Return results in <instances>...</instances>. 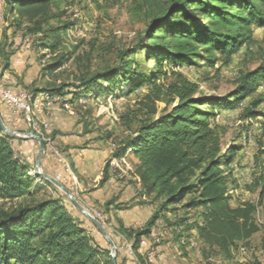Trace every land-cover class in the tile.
<instances>
[{
	"label": "trees",
	"instance_id": "obj_1",
	"mask_svg": "<svg viewBox=\"0 0 264 264\" xmlns=\"http://www.w3.org/2000/svg\"><path fill=\"white\" fill-rule=\"evenodd\" d=\"M150 1L135 0L137 10L150 6ZM4 4L2 70L10 68L18 33L21 42L33 38L41 42L42 50L54 55L41 69L42 77L55 76L69 62L78 65L75 50L58 52L60 36L73 24L66 21V11L58 8L57 0H4ZM145 22L135 41L117 51L112 65L92 70L87 56V64L79 68L73 83L50 82L45 88L30 86L27 90L33 99L41 94L68 96L70 105L89 96L136 95L141 110L149 114L159 110L156 118L140 124L116 146L98 183L102 187L113 179L111 162H120L130 152L137 161L134 176L139 184L134 205L157 206L142 227L126 228L116 219L112 233L131 243V255L138 264H150L141 254V242L150 239L158 222L173 225L178 232L180 222L171 225L166 215L175 218L178 212L201 210L199 222H193L189 230L195 231L206 249L230 259L234 248L247 245L259 232L254 215L258 209L264 215V167L252 185L256 202L232 208V193L239 189L232 163L241 148L223 146L211 120L216 116L214 109H233L247 99L242 120L262 115L257 108L264 103V95L255 93L264 80V48L261 65L241 72L233 90L224 96L200 92L198 84L180 69L200 63L206 68L219 62L228 66L241 48L254 44L253 30L264 28V0H165L162 8L150 7ZM137 55L142 63L134 60ZM159 104L163 106L157 109ZM54 134L45 136L53 139ZM13 142L0 129V202L4 204L0 209V264H112L109 248L95 239L100 234L73 205L64 196L49 194L48 186L57 191L49 182L35 185L32 165L18 155ZM43 144L47 149L48 143L43 140ZM131 205L112 199L104 205L105 214L111 207L122 211ZM117 258L118 252L114 264H119Z\"/></svg>",
	"mask_w": 264,
	"mask_h": 264
},
{
	"label": "rangeland",
	"instance_id": "obj_2",
	"mask_svg": "<svg viewBox=\"0 0 264 264\" xmlns=\"http://www.w3.org/2000/svg\"><path fill=\"white\" fill-rule=\"evenodd\" d=\"M0 1L1 7L5 8L4 0ZM57 1L58 8L66 11V21L73 24L67 32L60 36L61 41L58 52L65 53L75 50L74 57L80 58V60L78 65L69 62L53 77L49 75L42 77L41 69L54 58V55L48 50H42L39 47L41 42L33 38H28L25 43L22 42L24 45L29 46L27 49L29 53H32V51L34 53L31 56L37 65V69H35L36 80L33 84L40 89L45 88L50 82H56L57 84L60 82L73 83L74 77L80 73L79 68L81 69L87 64V56L90 57L92 70L112 65L117 51L131 45L144 30L146 26L145 14L149 12L150 7L162 8L165 3V0H151L149 2L150 6L145 5L142 11H138L135 0H99L97 4L93 3V0ZM0 12L2 16L0 20L5 25L3 20L4 9ZM253 37L254 44L248 49L241 48L232 57V61L228 66H222L219 62L214 68H206L203 63H200L199 67L181 68L180 71L186 75L188 80L198 84L200 92L206 95L224 96L233 90L241 72L252 71L262 63L260 53L264 48V28L254 29ZM134 58L135 61L142 63L141 56L137 55ZM26 91L27 93L30 92L27 89L20 92ZM259 94L264 95V80L259 82L255 93V95ZM61 98L64 101L57 103V108L66 120L64 125L65 134L67 136L78 134L79 137L77 136L76 140H81L79 147L84 149L90 146L93 139H98L103 140L104 143L106 142L112 153L116 146L129 134L134 133L140 124L156 118L159 114V110L155 114H149L146 110H141L138 106L140 96L136 95L130 97L120 94L117 96L103 95L98 99L89 96L86 99H80L74 105L66 102L68 98ZM247 102L248 99L240 106L229 110L214 109L213 112L216 116L211 120L212 125L217 127L222 136L223 146L241 148L236 153L232 163L233 173L239 184V189L232 193L230 202L232 208L243 202H256L257 191L252 188V185L255 177L264 167V154L262 153L264 152V103L257 108L262 114L260 117L242 120L241 114ZM162 106V104L157 105V109L162 108ZM48 110L42 111L41 114ZM25 118L27 117L24 116ZM35 118L36 116L33 120L37 131L34 130L36 134H31L39 138L42 137L41 139L48 143V147L56 149L55 157H59L63 172L68 178V181L66 179L64 182L58 181L64 183L63 185L73 194L75 200L94 217L99 215L98 221L107 233H110L112 241L113 238L115 240L119 237L112 233L117 225V214L120 217H125L131 223V228H140L145 224L154 212L157 203L144 206L134 205L136 201L133 198L136 196L139 184L134 176L137 161L130 152L120 162L115 160L111 162L113 179L107 184L102 204L94 203L93 199L87 196L93 190L92 188H87L86 192L75 190L76 180L69 162L64 157L62 149L51 139V135L55 131L48 124L46 129L45 122L35 121ZM29 125L33 126L31 122ZM45 133L51 134L50 137H46ZM34 147L36 149L32 159L36 162L38 144H35ZM40 168H43L47 171V175L55 179L56 175L62 171L61 165L50 154L45 155ZM33 169L34 167H32L31 174H33ZM36 184L45 186V183L38 179L35 180ZM55 189L57 191L50 186L47 187L49 194L66 198L63 192L57 188ZM112 199L119 204L132 205L128 210L122 211H116L111 207L105 214L104 205ZM3 207L4 204L0 202V209ZM76 211L74 210V214L79 213L78 211L76 213ZM110 211L111 213H109ZM200 212L201 210L189 211L185 214L178 212L175 214V218L166 215L171 225L180 222L179 226L181 228L177 230L179 233L173 230V225L170 226L159 221L150 239L143 240L141 254L148 259L150 264H264V215L260 209L254 215V221L259 227V232L252 236L247 245L240 244L237 248H234L230 259L223 258L215 250L209 251L206 249L201 241L197 239L195 231L189 230L193 222H199ZM83 219L85 218L83 217ZM119 238L120 241L117 246L113 241L116 249L114 255L116 256V252H118V263L138 264L131 255V243L121 237ZM101 244L109 248L105 243Z\"/></svg>",
	"mask_w": 264,
	"mask_h": 264
},
{
	"label": "crops",
	"instance_id": "obj_3",
	"mask_svg": "<svg viewBox=\"0 0 264 264\" xmlns=\"http://www.w3.org/2000/svg\"><path fill=\"white\" fill-rule=\"evenodd\" d=\"M0 17L2 16L0 15ZM3 25V22L0 20V44L2 40V30L4 27ZM14 43L16 52L11 58L9 70H2V62L0 58V80H2L4 84L14 93L25 91V89L29 88L30 86H34L35 88L40 89L35 84H33V82L36 80L35 69H37V65L34 63V59L31 56V54L34 55L33 51L32 53H29V51L27 50L29 46L24 45L21 42L20 35L18 34L15 37ZM67 98L68 96L65 97V99ZM52 106L51 108H46L44 107L42 101H38V99L35 100V102H33L31 106L32 119L34 118V116H36L35 121L45 122L50 126V128L55 131L53 142L62 149L64 157L67 159L69 164H72L73 166L74 177L76 180L75 190L86 192L87 188H92L93 190L90 191L87 196L89 198L91 197L90 199H93L94 203L102 204L105 196V189L107 187V184L110 183L111 180L102 187H99L98 183L102 176V169L104 167V164L111 155V150L108 148V145H106V142L104 143L103 140L98 139H93L87 149L79 147V144H81V140H76L78 134H71L69 136L65 134L64 125L66 123V120L64 119V117H62V114L58 110L57 105H54L53 107ZM46 110L48 111L41 114L42 111ZM0 115L3 123L9 129L21 134L30 133L29 126L31 125H29V123L31 121H26L28 118L24 119L22 117L12 116L3 104H0ZM80 138L82 139V137ZM13 140V145L18 155L25 158V160L30 165H32V167H34L35 162L33 161L32 157L36 149L34 146L35 144L37 145V143H34L33 140L29 139ZM48 154L50 153L47 148L45 155ZM40 171L44 174H47V171H45L43 168H40ZM109 213H111V211ZM116 217L117 219L121 220L126 228L130 227L131 223H129V221L125 217H120L119 214H117ZM89 230H91L93 235H95V231L93 230V228L89 227ZM95 239L99 244L105 242L104 238L101 235H95ZM119 241V237L114 240L116 246Z\"/></svg>",
	"mask_w": 264,
	"mask_h": 264
},
{
	"label": "water",
	"instance_id": "obj_4",
	"mask_svg": "<svg viewBox=\"0 0 264 264\" xmlns=\"http://www.w3.org/2000/svg\"><path fill=\"white\" fill-rule=\"evenodd\" d=\"M0 129L2 133L11 138V139H29L33 140L38 144V156L37 160L35 162V166L33 169V175L36 179L42 182H49L52 184L55 188L60 190L64 193L66 198L69 200V202L73 205V207L96 229V231L104 238V240L107 242L109 246V252L111 256V262L114 264L115 261V245L110 238L109 234L107 233L106 229L103 227V225L84 207H82L73 197V194L58 180L53 178L50 175L44 174L40 171L41 163L45 157L46 149L43 144V141L41 138L31 134V133H17L11 129H9L2 121L1 115H0Z\"/></svg>",
	"mask_w": 264,
	"mask_h": 264
},
{
	"label": "built area",
	"instance_id": "obj_5",
	"mask_svg": "<svg viewBox=\"0 0 264 264\" xmlns=\"http://www.w3.org/2000/svg\"><path fill=\"white\" fill-rule=\"evenodd\" d=\"M4 9L1 7V1H0V11ZM24 95L25 94H18V93H14L12 92L5 84L2 80H0V102L6 107V109L8 110V112L15 117H22L23 113H22V102L24 100ZM57 101H64V99H60V100H54V102H52L53 105H57ZM45 127L47 129V123H45ZM49 153L50 155L54 158V160H56L60 165H61V173L56 175V179L57 180H61V181H65V179L68 181V178H66V175L63 172V166L59 160V157H55V150L53 147H48ZM98 216L96 215L95 218L98 220ZM145 246V244H144Z\"/></svg>",
	"mask_w": 264,
	"mask_h": 264
},
{
	"label": "bare ground",
	"instance_id": "obj_6",
	"mask_svg": "<svg viewBox=\"0 0 264 264\" xmlns=\"http://www.w3.org/2000/svg\"><path fill=\"white\" fill-rule=\"evenodd\" d=\"M18 94H25L24 95V100L22 102V113H23V116L27 117L31 123H32V128L33 130L37 131L35 125H34V121L32 119V116H31V111H32V108H31V103L32 101L35 102V100L38 99V101H42L43 102V105L44 107H51L53 104L52 102H54V100H60L62 99L61 97L58 98V97H48L44 94H41L38 96V98H34L32 97L31 94L27 93V92H20ZM61 101H57V103H60ZM44 124V123H43ZM43 141V140H42ZM143 244V241L141 242V245Z\"/></svg>",
	"mask_w": 264,
	"mask_h": 264
}]
</instances>
